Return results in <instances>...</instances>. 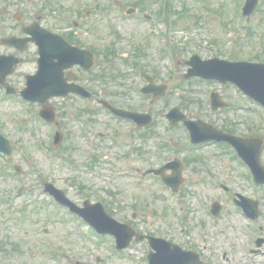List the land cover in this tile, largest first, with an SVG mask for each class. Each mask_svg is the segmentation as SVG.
Returning <instances> with one entry per match:
<instances>
[{
	"label": "rangeland",
	"instance_id": "rangeland-1",
	"mask_svg": "<svg viewBox=\"0 0 264 264\" xmlns=\"http://www.w3.org/2000/svg\"><path fill=\"white\" fill-rule=\"evenodd\" d=\"M7 1L0 0L8 9L7 21L0 24L2 29H12L10 14L16 10H22L25 17L34 19L29 14L32 0H29L31 3L27 0ZM34 1L43 6L41 9L44 8L42 0ZM185 1L171 0L175 10L182 13V16L179 13L175 15L174 27L168 20L158 18L156 11L161 3L155 0H138L151 15V20L141 18V10L130 16L124 15V9L136 0H112L109 3L107 0H56L54 6L65 8L67 14H64L71 20L77 15V20L81 25L84 24L79 32H93L87 41L99 50L114 43L118 51L130 56L135 46L145 48L146 56L139 54L135 57L145 66L142 70L152 72L154 68L157 69L158 80L169 86L167 94L150 108L156 115L154 122L160 124L163 122L160 116L172 106L186 109L192 116L205 115L208 106L203 89L212 86L220 89L214 84L211 86L182 79L181 75L185 72L182 64L176 73H172L170 56L159 60V43L154 35V39L143 41L144 32L164 34L167 49L175 48L177 60L187 58L192 49L201 51L205 57L211 56V51L216 50L230 59L258 61L260 57L264 60V0H259L249 21L236 12L239 0ZM104 7L109 12L102 16L101 10ZM52 15L58 16V12L53 11ZM132 40L134 42L130 44ZM111 55L117 62L128 59L121 55L115 56L114 53ZM122 66L120 72L126 73L127 77L138 71L130 70L125 63ZM31 69L32 65L27 63L20 66L17 72ZM225 89H221L220 93L230 95L227 97L231 98L232 103L244 106L249 104L244 99L236 100L237 94L231 87ZM186 96L192 98V102L182 99ZM115 102L132 109H149L146 98L139 93L128 94L122 99H115ZM53 103L59 111L61 128L67 131L65 142L56 147L52 145L49 128L36 116L37 105L29 106L0 95V131L9 138L13 148L11 160L6 164L8 169L0 171V264H145L144 261H135L128 256L113 255L111 251H106V244L113 243L111 238L107 239V243L92 242V235L84 231L87 226L81 224L80 228L76 218L66 214L64 208L52 204L46 194L40 193L44 179L54 182L77 204L86 198L91 201L103 200L117 219L130 222L141 231L199 247V250L204 251V258L216 264H264L259 253H252L254 256L250 257L247 252L256 236H264V229L260 232L252 230L251 225L238 217L229 205H226L220 221L210 222L206 217V205L212 200L229 202L209 181H195L194 175H189L181 194L171 195L158 179L150 175L142 179L127 177V171L157 163L148 153L155 150V147L139 145L141 153L144 152V157H141L133 147L123 143L121 135L95 144L89 130L102 128L108 132L107 126L100 122L88 125L82 123L83 115H77V110L83 108L79 100L57 99ZM241 110L227 112L226 117L224 113L218 114L214 121L220 124L230 119L232 122L237 121L240 126L242 120L247 126L241 127V130L259 123L257 134L264 140V115L258 119L254 112H239ZM100 116L103 121H112L106 112ZM119 125L122 132L131 128L126 122ZM90 141L95 144V148L91 147ZM133 142L137 143L135 140ZM42 150H46L47 154ZM261 151L264 165V143ZM66 161L80 168L72 170ZM90 162H94L100 172L89 168L87 163ZM14 165L21 168L22 175H15L12 171ZM216 166L213 165V169L223 175L225 170H218ZM81 167L86 168L85 171L81 172ZM234 169L231 178L233 185L237 186L238 183L241 191L250 195L242 171L235 166ZM21 184L24 193L16 196L15 191ZM194 191L200 192L203 208L196 201ZM259 204H264V194ZM199 221H203V224ZM198 235H201L199 241ZM132 247L140 257L149 250L145 242H135ZM49 249L53 250L55 257L49 255ZM222 251L228 253L227 258H222ZM92 252H98V257L92 255Z\"/></svg>",
	"mask_w": 264,
	"mask_h": 264
},
{
	"label": "flooded vegetation",
	"instance_id": "flooded-vegetation-1",
	"mask_svg": "<svg viewBox=\"0 0 264 264\" xmlns=\"http://www.w3.org/2000/svg\"><path fill=\"white\" fill-rule=\"evenodd\" d=\"M29 3L30 1L27 0ZM3 10L0 13V20L2 22L5 21V16L8 13L7 7L2 3ZM16 14H13L15 17ZM19 19H22V15L19 14ZM7 19V18H6ZM19 20V21H20ZM20 25V24H19ZM54 31L58 32L64 38L71 42H79L80 47H85L83 44L87 41V32H71L69 27L66 29L57 28L54 29ZM20 32H23L21 30V26L12 29H2L0 26V37H5L8 35H13L19 38H24L25 35L20 34ZM24 40V39H23ZM20 49V50H19ZM32 50L31 53L29 51ZM13 54L16 56H19L21 63L24 64L27 62H31L34 65V69L36 70L38 67L37 61H38V52H37V46L33 43H24L19 42L18 47L13 46H7V45H0V54ZM54 61H56V58H54ZM185 62V60L183 61ZM120 63L118 62H99L96 61L95 68L90 71H86L82 69L81 67L75 65L72 68L65 69L62 72L63 78H70L71 80L68 81V83H71V81H74L75 84L83 87L86 90H89L91 92L90 98H83L80 95L69 93L64 99L68 100H81L83 102V106L86 108L89 106L90 111H94L95 113L93 116L96 117L95 123L100 122L102 124V118L100 114L104 111L103 107L98 102L100 99L107 98L109 100H115L122 98V93L120 92L121 89L124 88L123 84H126L127 82L122 78H112L109 77L112 73H120L118 70V65ZM139 65V63L137 64ZM130 68L135 69L134 63L130 64ZM120 69V68H119ZM16 70V69H15ZM13 70L12 74L8 76L6 79L9 83L13 85L20 86L23 84V80H21V77L23 78L25 76V73L22 75H17L16 71ZM59 73V72H57ZM141 71L136 72V75L131 77L129 79V83L131 85H138L139 90L143 86L147 84V81L141 77ZM153 77L154 85L156 87V91L158 90V85L166 82H162L160 79L158 80V73L157 70H153L149 73ZM124 81V82H123ZM123 82V84H122ZM116 88L117 90H114ZM146 97L151 98L152 95H146ZM55 108V107H54ZM224 112V110H217L214 112H209L210 114H213L211 117H209V122L211 125L214 126V119L216 117L215 114H220ZM162 113V112H161ZM209 115V114H208ZM156 115L154 114L155 118ZM163 119V122H160V124H156L153 121L150 125H147L145 127H139L134 124L133 121L127 120L131 124V128L128 131H117V135H126L129 140L136 141L137 145L146 146V147H155V150L148 152L152 158L157 160L156 165H163L167 163H171L174 161V158H179L182 165V173L185 176L194 175L195 181H210L212 178L218 173L216 170L213 169V165H217L216 168H220L221 170H225L224 173L229 174L235 172L233 165H238L237 158L232 156L229 152L230 147L226 143H204V144H198L195 146L194 149H187L183 143L187 142L188 136H183V133H177L175 134L179 138H184L183 143L180 141H177L174 143V148H172V151L168 149V143H172L168 139L170 138L168 135V131L171 130L167 126V119L165 118L164 113L160 116ZM58 123V122H57ZM215 127H219L221 129H225L229 131L230 133H233L238 136H244L246 137V129L241 130L239 126L235 125H229L226 124L222 128V126L215 124ZM177 126H180L183 128V125L179 124ZM245 132V133H243ZM89 133H91L89 131ZM102 134L99 130L95 131V134H92L91 137L93 139H98L96 135ZM172 139V138H171ZM216 154L218 156H216ZM176 162V161H174ZM177 163V162H176ZM172 167H169L164 170V173L166 175L171 174ZM219 170V169H218ZM159 177V176H158ZM230 178H232L230 176ZM263 247V255H264V244Z\"/></svg>",
	"mask_w": 264,
	"mask_h": 264
},
{
	"label": "water",
	"instance_id": "water-1",
	"mask_svg": "<svg viewBox=\"0 0 264 264\" xmlns=\"http://www.w3.org/2000/svg\"><path fill=\"white\" fill-rule=\"evenodd\" d=\"M255 4H256V0H249L247 8L245 9V12L249 14L253 10ZM247 66H248L247 75H249L251 73H257V75L259 76V74L261 73V76H259L256 81H250L249 82L254 87L253 86H247V89L249 91L254 92V93L258 92L260 94L259 97L262 99V101H264V67L261 65H257V64L256 65L255 64H248ZM232 75L237 76L238 73L233 72ZM242 79L248 81L245 78H242ZM0 148L2 149L3 146L0 145ZM106 221H108V220H106ZM163 246H165L166 248ZM163 246H162V249L159 248L157 253L153 255V259H154L155 264H185V261H187V256L182 257L183 253L179 250V248L170 249L168 247V244L163 245ZM163 251H166L167 253L164 254Z\"/></svg>",
	"mask_w": 264,
	"mask_h": 264
}]
</instances>
